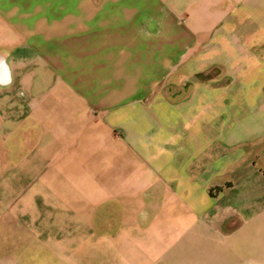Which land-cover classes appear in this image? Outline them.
I'll return each mask as SVG.
<instances>
[{"label":"crops","instance_id":"1","mask_svg":"<svg viewBox=\"0 0 264 264\" xmlns=\"http://www.w3.org/2000/svg\"><path fill=\"white\" fill-rule=\"evenodd\" d=\"M0 264H264V0H0Z\"/></svg>","mask_w":264,"mask_h":264},{"label":"clouds","instance_id":"2","mask_svg":"<svg viewBox=\"0 0 264 264\" xmlns=\"http://www.w3.org/2000/svg\"><path fill=\"white\" fill-rule=\"evenodd\" d=\"M0 67H5V65L2 61H0ZM0 83H2V82H0Z\"/></svg>","mask_w":264,"mask_h":264}]
</instances>
